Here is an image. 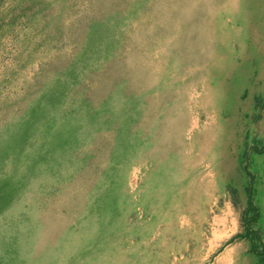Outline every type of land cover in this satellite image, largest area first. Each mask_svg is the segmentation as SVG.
Masks as SVG:
<instances>
[{
    "label": "rangeland",
    "instance_id": "1",
    "mask_svg": "<svg viewBox=\"0 0 264 264\" xmlns=\"http://www.w3.org/2000/svg\"><path fill=\"white\" fill-rule=\"evenodd\" d=\"M263 3L0 0V169L22 183L0 213V259L258 264L231 240L252 187L264 244ZM43 115L50 127L20 140Z\"/></svg>",
    "mask_w": 264,
    "mask_h": 264
},
{
    "label": "trees",
    "instance_id": "2",
    "mask_svg": "<svg viewBox=\"0 0 264 264\" xmlns=\"http://www.w3.org/2000/svg\"><path fill=\"white\" fill-rule=\"evenodd\" d=\"M27 1V0H25ZM31 1L32 3L37 2V0H28ZM91 38V37H90ZM92 47H96L95 44H92ZM99 50V49H96ZM58 98L57 97H52L50 99V102L52 105H56L58 102ZM89 100V98L87 99V101ZM39 111V110H38ZM36 111V112H38ZM44 112V111H43ZM93 115H95L96 117L98 116V113H101L102 111L99 109H96L95 111L93 110ZM46 118V115L43 116H38V118H34L33 119H28L26 121H24V123L22 124L21 128H22V133L20 135V140L22 141H26L29 136H30V128L32 127V125L34 124V122L37 123H41V124H45L44 119ZM43 120V121H41ZM48 126V125H46ZM50 126H48L49 128ZM69 135L70 134H64L61 131H58L57 133L55 132L54 137L58 140V145L60 147H65V145L68 143L69 140ZM24 142L20 143L19 145H23ZM17 145H8L6 146V150L13 148ZM3 155L0 152V160H2V163H5L7 156ZM27 169L29 171L34 170V165L33 164H29L27 166ZM3 173V171L0 169V213L2 211H4L5 208H8L12 202L15 199L16 193L19 191L20 189V185H22L21 180H14L13 176H7V175H1ZM253 192V188L250 187L249 188V195H248V206L249 209L246 212V217L244 218L245 220V229L246 232L244 234H238L235 238H233L231 240V242H233L236 239H248L251 241L252 243V253H254L256 255V257L258 258V264H264V244L262 243V239L260 236L259 232H256V230L253 229V225L259 222V219L261 217L260 215V211L261 209L259 207H257L254 203V198L253 195L251 194ZM0 264H8L6 263L2 258L0 259Z\"/></svg>",
    "mask_w": 264,
    "mask_h": 264
},
{
    "label": "bare ground",
    "instance_id": "3",
    "mask_svg": "<svg viewBox=\"0 0 264 264\" xmlns=\"http://www.w3.org/2000/svg\"><path fill=\"white\" fill-rule=\"evenodd\" d=\"M263 4H264V3H263ZM258 7H259V6H258ZM228 8H229V6H228ZM257 10H258V9H257ZM233 11H234V10H233ZM231 12H232V10H231ZM260 12H261V11H260ZM260 12H259V13H260ZM207 15H208V14H207ZM222 15H223V14H222ZM260 15H261V13H260ZM231 16H232V15H231ZM259 18H260V16H259ZM259 18L257 19V17H256V20H259ZM261 19H262V18H261ZM209 20H210V19H209ZM256 20H255V21H256ZM253 22H254V21H253ZM257 22H258V21H257ZM259 22H261V21H259ZM261 25H262V24H261ZM253 26H254V25H253ZM257 27H258V26H257ZM256 29H258V28H256ZM262 31H263V29H262ZM256 32H257V31H256ZM248 34H249V33H248ZM252 34H253V33H252ZM256 35H257V34H256ZM261 38H262V37H261ZM255 39H256V38H255ZM256 41H257V39H256ZM256 41H255V42H256ZM230 42H231V41H230ZM258 42H259V41H258ZM242 44H243V43H242ZM233 45H234V44H233ZM243 46H244V45H243ZM255 48H256V47H255ZM229 49H230V48H229ZM236 49H237V48H236ZM228 51H229V50H228ZM243 51H244V50H243ZM234 53H235V51H234ZM252 53H253V52H252ZM228 54H229V53H228ZM231 54H232V53H231ZM232 55H233V54H232ZM232 55H231V56H232ZM253 55H254V54H253ZM253 55H252V57H253ZM233 56H234V55H233ZM222 60H223V59H222ZM246 61H247V60H246ZM220 65H221V64H220ZM223 65H224V63H223ZM218 70H219V67H218ZM257 70H258V69H257ZM203 71H204V70H203ZM263 71H264V70H263ZM220 72H221V71H219V73H220ZM222 72H223V71H222ZM256 72H257V71H256ZM226 73H227V71H226ZM226 73H225V74H226ZM221 74H222V73H221ZM206 75H207V74H206ZM217 75H218V74H217ZM224 76H225V75H224ZM219 77H220V76H219ZM221 77H222V76H221ZM221 77H220V78H221ZM228 77H229V76H228ZM237 77H238V76H237ZM259 77H260V76H259ZM261 77H262V76H261ZM213 78H214V77H213ZM222 78H223V77H222ZM239 79H241V78H239ZM263 79H264V78H263ZM222 82H223V81H222ZM213 84H214V83H213ZM219 84H220V83H218V85H219ZM228 84H229V83H228ZM225 85H226V84H225ZM225 85H224V86H225ZM262 86H263V85H262ZM214 87H215V86H214ZM233 87H234V86H233ZM220 88H221V87H220ZM209 89H210V88H209ZM209 89H208V90H209ZM228 89H229V88H228ZM234 89H235V88H234ZM231 90H233V89H231ZM231 90H230V92H231ZM263 91H264V90H263ZM212 97H213V96H212ZM221 98H224V97H221ZM229 98H230V97H229ZM243 98H245V97H243ZM219 99H220V98H219ZM227 100H228V98H227ZM233 100H234V99H233ZM250 100H251V99H250ZM231 101H232V98H231ZM231 101H230V102H231ZM248 101H249V100H248ZM216 102H217V101H216ZM230 102L228 101V103H230ZM228 103H227V104H228ZM228 105H229V104H228ZM230 105H231V104H230ZM225 106H226V105H225ZM229 107H230V106H229ZM229 107H228V108H229ZM257 107H258V106H257ZM220 108H222V107H220ZM229 109H230V108H229ZM258 109H260V108H258ZM255 110H256V109H255ZM228 111H229V110H228ZM244 111L246 112V110H244ZM254 112H255V111H254ZM257 112H258V111H257ZM262 113H263V112H262ZM250 114H251V113H250ZM255 114H256V113H255ZM220 116H222V115H220ZM250 116H251V115H250ZM260 116H261V115H260ZM254 117H255V116H254ZM261 118H262V116H261ZM201 119H202V118H201ZM244 119H245V117H244ZM255 119H256V118H255ZM255 121H256V120H255ZM242 122H243V121H242ZM249 122H250V121H249ZM258 122H259V121H258ZM246 123H248V122H246ZM253 124H254V123H253ZM251 125H252V123H251ZM220 126H221V125H220ZM220 126H219V127H220ZM217 128H218V127H217ZM223 128H224V127H223ZM245 128H246V127H245ZM220 129H221V128H220ZM249 129H250V128H249ZM208 130H211V131H212V129H208ZM213 130H214V129H213ZM251 130H252V129H251ZM253 130H254V129H253ZM249 131H250V130H249ZM196 133H197V132H196ZM215 133H216V132H215ZM215 133L213 132V134H215ZM248 134H249V133H248ZM195 135H196V134H195ZM209 135H210V134L208 133V136H209ZM241 135H242V134H241ZM243 135H244V134H243ZM203 136H204V135H203ZM211 136H213V135H211ZM213 137H214V136H213ZM240 137H241V136H240ZM256 137H257V136H256ZM204 138H205V137H204ZM229 139H230V138H229ZM254 139H255V138H254ZM211 140H212V139H211ZM215 140L217 141V138H216ZM209 141H210V138H209ZM225 141H226V140H225ZM203 142H204V141H203ZM206 142H207V141H206ZM220 142H221V141H220ZM244 142H245V141H244ZM205 144H207V143H205ZM209 144H211V143H209ZM217 144H219V143H217ZM223 145H224V144H223ZM223 145H222V147H223ZM256 145H257V144H256ZM201 146H202V145H201ZM197 147H199V146H197ZM204 147H205V146H204ZM213 147H215V146H213ZM242 147H243V145H242ZM260 147H261V145H260ZM210 148H211V147H210ZM219 148H220V147H219ZM243 148H244V147H243ZM243 148H242V149H243ZM198 149H199V148H198ZM207 149H208V148H207ZM220 149H221V148H220ZM262 149H263V147H262ZM205 150H206V149H205ZM202 151H203V150H202ZM213 151H215V150H213ZM218 151H219V150H218ZM234 151H235V150H234ZM234 151H233V152H234ZM199 152H200V151H199ZM199 152H198V153H199ZM244 152H245V151L243 150V153H244ZM208 154H209V153H208ZM216 154H219V152H218V153L216 152ZM216 154H215V155H216ZM226 154H227V153H226ZM237 154H238V153H237ZM239 154H240V153H239ZM241 154H242V152H241ZM261 154H262V153H261ZM261 154H260V155H261ZM211 155H212V152H211ZM221 155H222V152H221ZM258 155H259V154H258ZM217 156H218V155H217ZM217 156H216V157H217ZM251 156H252V155H251ZM253 156H254V155H253ZM199 157H201V156H199ZM206 157H207V156H206ZM214 157H215V156H214ZM218 158H219V157H218ZM240 158H241V157H240ZM231 159H232V158H231ZM241 159H242V158H241ZM241 159H240V160H241ZM254 159H255V158H254ZM197 160H199V159H197ZM200 160H201V159H200ZM227 160H228V159H227ZM234 161H235V160H234ZM241 161H242V160H241ZM251 161H252V160H251ZM253 161H254V160H253ZM260 161H261V159H260ZM239 162H240V161H239ZM263 162H264V160H263ZM251 163H253V162H251ZM231 164H232V163H231ZM225 166H226V165H225ZM253 167H256V166H253ZM262 167H264V166L262 165ZM231 168H232V167H231ZM199 169H200V168H199ZM226 169H227V167H226ZM249 169H250V168H249ZM224 170H225V169H224ZM235 170H236V169H235ZM251 170H252V169H251ZM257 170H258V169H257ZM201 171H202V170H201ZM194 172H195V171H194ZM199 172H200V171H199ZM221 172H222V171H221ZM229 174H230V173H229ZM259 174H260V173H259ZM197 175H198V174H197ZM221 175H222V174H221ZM232 175H233V174H232ZM226 176H227V179H228L229 176H228V175H226ZM260 176H261V175H260ZM259 178H260V177H259ZM261 180H262V179H261ZM197 181H198V180H197ZM219 181H220V180H219ZM203 182H204V181H203ZM196 184H197V183H196ZM218 184H221V183H218ZM193 185H194V184H193ZM221 185H222V184H221ZM221 185H219V186H221ZM262 185L264 186V183H263ZM257 186H258V185H257ZM202 187H203V186H202ZM197 188H198V187H197ZM255 188H256V187H255ZM193 189H194V188H193ZM191 190H192V189H191ZM255 190H256V189H255ZM257 190H258V189H257ZM259 191H261V189H260ZM200 192L202 193V190H200ZM255 193H256V191H255ZM201 195H203V194H201ZM257 195H258V194H257ZM204 196H205V195H204ZM259 196H260V195H259ZM190 198H191V197H190ZM190 198H189V199H190ZM195 198H198V197H195ZM202 198H203V197H202ZM257 198H258V197H257ZM257 198H256V199H257ZM261 199H262V198H261ZM197 200H198V199H197ZM208 200H209V199H208ZM258 200H259V199H258ZM202 201H203V200H202ZM205 201H206V200H205ZM259 201H260V200H259ZM203 202H204V201H203ZM161 203H162V202H161ZM204 203H205V202H204ZM261 203H262V202H261ZM202 204H203V203H202ZM258 204H259V203H258ZM262 205H263V204H262ZM259 206H260V205H259ZM200 208H201V207H200ZM203 210H204V209H203ZM260 215H261V211H260ZM261 216H262V215H261ZM260 221H261V220H260ZM261 223H262V221H261ZM262 224H263V223H262ZM204 225H205V224H204ZM204 225H203V226H204ZM259 226H260V225H259ZM262 228H263V227H262ZM256 232H258V231H256ZM259 233H260V232H259ZM204 263H205V262H204Z\"/></svg>",
    "mask_w": 264,
    "mask_h": 264
},
{
    "label": "crops",
    "instance_id": "4",
    "mask_svg": "<svg viewBox=\"0 0 264 264\" xmlns=\"http://www.w3.org/2000/svg\"><path fill=\"white\" fill-rule=\"evenodd\" d=\"M263 70H264V34L262 37V44L260 43L258 47V70H257V81H258V85H260V93L262 94L259 96V98L262 99V102H263L262 106L264 107V91H263L264 90V79H263L264 71Z\"/></svg>",
    "mask_w": 264,
    "mask_h": 264
}]
</instances>
